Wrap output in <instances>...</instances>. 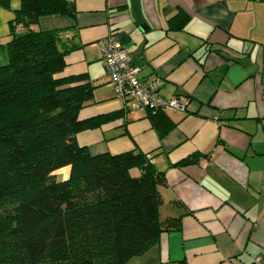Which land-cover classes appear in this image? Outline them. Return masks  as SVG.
I'll return each mask as SVG.
<instances>
[{
	"label": "crops",
	"instance_id": "crops-1",
	"mask_svg": "<svg viewBox=\"0 0 264 264\" xmlns=\"http://www.w3.org/2000/svg\"><path fill=\"white\" fill-rule=\"evenodd\" d=\"M74 16L43 18L35 32L60 31L67 66L57 78L86 75L94 97L79 120L123 116L76 136L92 155L142 154L167 185L161 219H182L127 264L264 263V0H68ZM21 0L0 5V67L17 34ZM190 16L182 30L170 20ZM127 49L139 79H160L163 98H186V112L133 110L111 84L99 43ZM197 163L178 166L187 158ZM66 171L67 176L60 173ZM70 167L56 172L67 180ZM133 177L142 171L134 168ZM180 202V204L178 203Z\"/></svg>",
	"mask_w": 264,
	"mask_h": 264
},
{
	"label": "trees",
	"instance_id": "trees-1",
	"mask_svg": "<svg viewBox=\"0 0 264 264\" xmlns=\"http://www.w3.org/2000/svg\"><path fill=\"white\" fill-rule=\"evenodd\" d=\"M11 9V0H0ZM68 0H21L0 67V264H127L182 219H161L167 185L142 154L92 155L76 136L123 116L79 120L95 87L88 76L57 78L67 66L60 31L30 29L43 18L74 16ZM190 16L170 20L182 30ZM155 120L159 112L149 110ZM189 157L178 166L197 163ZM70 167L67 180L56 172ZM142 171L133 177L131 170ZM180 204V202H178Z\"/></svg>",
	"mask_w": 264,
	"mask_h": 264
},
{
	"label": "built area",
	"instance_id": "built-area-1",
	"mask_svg": "<svg viewBox=\"0 0 264 264\" xmlns=\"http://www.w3.org/2000/svg\"><path fill=\"white\" fill-rule=\"evenodd\" d=\"M99 46L112 86L120 98L133 101V110L146 109L154 112L188 110L189 101L186 98L161 97L160 79L154 78L149 83L140 80L139 69L132 65L127 49L117 43L113 37L102 40ZM254 264H264L263 257H258Z\"/></svg>",
	"mask_w": 264,
	"mask_h": 264
},
{
	"label": "rangeland",
	"instance_id": "rangeland-1",
	"mask_svg": "<svg viewBox=\"0 0 264 264\" xmlns=\"http://www.w3.org/2000/svg\"><path fill=\"white\" fill-rule=\"evenodd\" d=\"M61 175V177H60V179H62V176H64V175H66L67 176V173H66V171H63L62 173H60Z\"/></svg>",
	"mask_w": 264,
	"mask_h": 264
}]
</instances>
